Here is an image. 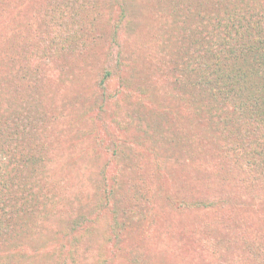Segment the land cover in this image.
<instances>
[{"label": "rangeland", "instance_id": "1", "mask_svg": "<svg viewBox=\"0 0 264 264\" xmlns=\"http://www.w3.org/2000/svg\"><path fill=\"white\" fill-rule=\"evenodd\" d=\"M209 2L0 0V219L19 223L0 264L250 262L235 240L264 236V134L229 152L193 89L218 50Z\"/></svg>", "mask_w": 264, "mask_h": 264}, {"label": "trees", "instance_id": "2", "mask_svg": "<svg viewBox=\"0 0 264 264\" xmlns=\"http://www.w3.org/2000/svg\"><path fill=\"white\" fill-rule=\"evenodd\" d=\"M239 1L241 2V0H210L205 14L209 17L208 23L212 29L209 35L210 41L218 50L209 51L205 60L191 70H187V74L196 77L194 82L196 86L193 89L200 95L208 97L212 108L218 110L217 107L220 106L221 111L223 110L226 118L220 119L224 124L222 135L223 133L224 136L227 135V141L230 139L228 145L231 153L238 148L239 140L245 139L248 135L249 142L241 143L239 149H247V151L249 148L253 149L257 140L264 134V8L257 6V11L254 12L255 8L245 6L244 10L237 11ZM225 3L226 6L221 8L222 12H220V6ZM248 11L252 13L248 14ZM220 14L222 19L226 16V24H221ZM226 105L231 106V110L236 106L240 107L243 113L246 110V119L242 116L245 122L240 116H235L234 112L230 115L231 111L226 110ZM250 119L253 123L251 126ZM213 127L216 129L215 124ZM236 135L237 139L234 141ZM259 155L264 153L259 152ZM10 201L0 206L1 214L7 216L3 211L10 208ZM16 225L19 226L16 217L8 216L5 222L0 219V232L1 230L5 232L4 230L10 227L15 228ZM258 237V241L262 242L261 245L264 247V236L259 234ZM257 238L255 240L243 233L235 240H240L244 247L249 249L246 253L250 258L248 264H264V252H260L255 244ZM250 248L254 251L248 254L252 250Z\"/></svg>", "mask_w": 264, "mask_h": 264}]
</instances>
